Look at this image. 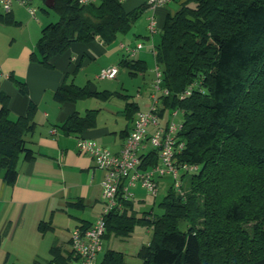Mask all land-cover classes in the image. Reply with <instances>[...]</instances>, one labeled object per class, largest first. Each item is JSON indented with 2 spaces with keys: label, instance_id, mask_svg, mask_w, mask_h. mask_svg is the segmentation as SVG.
I'll use <instances>...</instances> for the list:
<instances>
[{
  "label": "trees",
  "instance_id": "16d2710c",
  "mask_svg": "<svg viewBox=\"0 0 264 264\" xmlns=\"http://www.w3.org/2000/svg\"><path fill=\"white\" fill-rule=\"evenodd\" d=\"M53 8L59 20L42 27L29 55V61L44 67L73 42H114L144 10L125 11L117 0L86 5L54 0ZM10 11L0 12V24H18ZM155 63L161 87L168 90L160 96L159 117L166 110L183 114L178 136L184 147L175 160L198 168L179 176V190L172 184L167 188L160 216L137 218L132 200L121 197V210L105 216L103 240L129 237L141 224L151 236L135 255L139 264H264V0H183L165 19ZM119 65L130 76L146 71L139 60L122 59ZM15 83L25 94V84ZM189 86L191 94L180 99ZM53 97L57 102L127 98L73 84H61ZM36 111L30 103L24 116L11 119L7 98L0 96V177L7 185L15 181L20 156L33 158L24 135L35 130ZM137 111L135 102L125 103L128 121ZM97 112H75L58 127L65 134H81L95 127ZM141 159L146 169L157 155L149 151ZM47 228L49 222L38 225L40 232ZM70 252L72 257L63 256L59 247H51L47 264H70L77 258ZM97 264L126 263L122 252L106 249Z\"/></svg>",
  "mask_w": 264,
  "mask_h": 264
},
{
  "label": "crops",
  "instance_id": "0c3cea01",
  "mask_svg": "<svg viewBox=\"0 0 264 264\" xmlns=\"http://www.w3.org/2000/svg\"><path fill=\"white\" fill-rule=\"evenodd\" d=\"M172 2L149 6L148 0H122L120 4L125 11L144 7L130 31L124 34L126 40L120 39L108 45L98 38L86 43L73 42L64 53L51 59V67H44L29 61V55L35 50L42 27L52 19H31L26 8L13 1L9 14L18 24H0V73L4 75L0 77V96L7 98L11 119L24 116L29 104H34L37 125L33 132L24 135L25 147L32 152L33 158L25 160L20 156L12 185H7L0 177V264H7L10 258L11 264H47L53 246L59 247L61 254L66 256L65 252L71 251V231L91 226L102 213L104 204L100 182L104 171L95 166L90 156L79 152L77 140L92 139L117 153L126 139L123 132H130L137 112L142 109L135 102L138 111L128 121L121 113L123 104H112V99L103 101L89 97L75 102H57L53 94L61 84L87 86L91 93L117 91L120 84L116 86L111 81L117 79L119 69H123L114 62L118 53L121 60H139L144 62L146 71L153 70V52L160 40L161 29L167 15L174 13L171 11ZM150 17L155 20L153 33L148 30ZM137 45L140 47L132 57L122 48ZM111 66L118 68L116 77L106 84H97L101 81L97 78L100 70ZM15 81L25 84V94L21 93ZM148 98L145 97L147 105ZM91 110H98L94 128L81 134H65L59 129L58 126L71 114L76 112L83 116ZM119 113L125 121L117 120ZM40 222H49L51 228L40 232ZM134 234L132 232L122 239L111 235L107 239L111 243L107 249L122 252L126 264H139L135 255L139 247L150 240L142 233L138 234L137 240L133 239ZM107 240L103 241L101 253ZM114 240H119V243L115 244ZM6 242L8 247L5 248ZM28 242L37 246L28 247ZM24 244L28 250H22ZM71 263L78 264L77 258Z\"/></svg>",
  "mask_w": 264,
  "mask_h": 264
},
{
  "label": "built area",
  "instance_id": "2783aa9c",
  "mask_svg": "<svg viewBox=\"0 0 264 264\" xmlns=\"http://www.w3.org/2000/svg\"><path fill=\"white\" fill-rule=\"evenodd\" d=\"M14 0H0V8L3 12L11 10ZM20 4L24 0H15ZM99 0H77L78 4L86 5ZM121 2L122 0H117ZM169 0H148L149 6L162 5ZM31 15L34 10L28 8ZM148 30L155 31V20L149 18ZM140 45L130 48L122 46L124 52L132 57ZM155 55V51L153 52ZM118 68L111 66L103 68L98 73L99 80H110L116 77ZM4 76L0 73V77ZM162 74L160 68L155 66V77L153 92L149 95L148 110L138 111L133 126L126 136L121 150L117 153L97 144L92 139L79 138L76 146L80 153L90 156L98 169L104 171L100 182L101 197L103 200V211L96 221L89 227L75 228L70 233V248L77 257L78 264H97V256L103 249V235L105 232V216L115 209L121 210L122 200H130L133 197L132 189L140 186L153 196L158 189V180L169 176L174 188L179 190L182 173H191L197 170V166L179 164L175 160L184 147V142L179 139L178 133L182 124L168 122L164 125L159 123V111L161 108L160 96H167L168 90L161 87ZM192 86L187 87L179 95L180 99L189 96ZM178 112V110H177ZM174 112L173 115H176ZM154 151L157 155V162L154 165L142 169V155ZM146 160V159H145Z\"/></svg>",
  "mask_w": 264,
  "mask_h": 264
},
{
  "label": "rangeland",
  "instance_id": "374dc122",
  "mask_svg": "<svg viewBox=\"0 0 264 264\" xmlns=\"http://www.w3.org/2000/svg\"><path fill=\"white\" fill-rule=\"evenodd\" d=\"M27 1L26 5H24L23 7L26 8V14L28 15L29 18L31 19H35V18H41V17H45V18H50V20L52 19V23H55L59 20V15L57 13V11H55V9L52 7H48L47 6V0H24ZM181 2H183V0H173L172 2V8L171 11L175 12L179 9ZM27 8H32L34 9V16H31L29 14V11L27 10ZM0 11H2V9L0 8ZM45 23V25L49 24ZM125 38V39H124ZM129 38V37H128ZM126 40V35H119L117 36V38L115 39L114 43L119 41V40ZM113 44V43H112ZM18 52V51H17ZM16 52V53H17ZM155 57V56H154ZM121 60V55L118 53L115 55L114 57V62L119 64V61ZM155 66L156 63H154V67L153 70H147L144 73L140 74L138 73L136 76L133 75H129L128 72L125 69H119V76L117 77V79H114L113 81H111L112 83L116 84H120L123 87L117 86V92H120L121 94L127 96V98H122V97H114L111 100L112 104H116V103H120L123 104V106L125 105V103L128 102H136L138 103L139 108H141L142 110H148V105H147V101L145 99V97L149 96L150 93L153 92V82H154V77H155ZM108 80H101L99 82H96L97 84L100 83L101 84H106L108 83ZM78 84V81L75 83ZM139 90V91H138ZM149 99V98H148ZM144 105V106H143ZM162 104H161V108L162 109ZM174 112H177V110H166L164 112V115L162 114L161 117H159V123L161 125H164L165 123L168 122H174L175 124L177 123H181L183 120V114L178 111L176 115H173ZM121 113H123V111H121ZM121 113H119L117 120L119 119H123V116L121 115ZM124 114V113H123ZM125 121V120H124ZM121 122V120H120ZM173 183V181L171 180V178L169 176H165L161 179L158 180V189H157V193L155 196H153L151 193H149L148 191H146L143 188H140V186H137L136 188L132 189L133 191V197H132V203H133V213L134 215L139 218L142 215H147L150 217H155V216H160L162 214V209L159 206V203L163 200L164 196L166 195V191L167 188ZM133 232H135L133 239H138V234L142 233L143 236H145L146 238H150L151 236V231L150 229H148L145 225H141V224H136L134 226ZM119 239H122L121 237H118ZM104 241V240H103ZM116 243H119V240H114ZM7 243L5 244V248L8 247ZM25 246L27 245H23L22 250H28L27 248H25ZM29 246H37L36 245H32L31 243L28 242V247ZM109 246H111L110 243V239L105 241L104 244V250L103 252L107 249L110 248ZM121 245H119L118 247H120ZM115 248V247H114ZM20 255L22 256V251L19 252ZM66 256L69 254L72 257L71 252H65ZM103 253H100L98 255V260L102 257ZM11 256V255H10ZM39 260V259H37ZM73 262V261H72ZM12 263V258H10L8 260L7 264H11ZM73 264V263H70Z\"/></svg>",
  "mask_w": 264,
  "mask_h": 264
},
{
  "label": "water",
  "instance_id": "95a60500",
  "mask_svg": "<svg viewBox=\"0 0 264 264\" xmlns=\"http://www.w3.org/2000/svg\"><path fill=\"white\" fill-rule=\"evenodd\" d=\"M46 3L48 7H52L54 5V0H47ZM91 91H93V89H91Z\"/></svg>",
  "mask_w": 264,
  "mask_h": 264
}]
</instances>
